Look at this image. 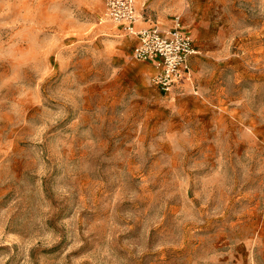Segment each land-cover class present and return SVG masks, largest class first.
I'll use <instances>...</instances> for the list:
<instances>
[{
  "label": "rangeland",
  "instance_id": "374dc122",
  "mask_svg": "<svg viewBox=\"0 0 264 264\" xmlns=\"http://www.w3.org/2000/svg\"><path fill=\"white\" fill-rule=\"evenodd\" d=\"M134 5L170 95L102 0H0V264H264V0Z\"/></svg>",
  "mask_w": 264,
  "mask_h": 264
},
{
  "label": "built area",
  "instance_id": "2783aa9c",
  "mask_svg": "<svg viewBox=\"0 0 264 264\" xmlns=\"http://www.w3.org/2000/svg\"><path fill=\"white\" fill-rule=\"evenodd\" d=\"M104 17L121 31L134 37L131 57L135 61L153 65L150 85L160 94L170 95L182 81L190 80L189 59L195 55L193 40L174 19L172 28L163 30L158 26L137 28L140 15L134 0H102Z\"/></svg>",
  "mask_w": 264,
  "mask_h": 264
},
{
  "label": "crops",
  "instance_id": "0c3cea01",
  "mask_svg": "<svg viewBox=\"0 0 264 264\" xmlns=\"http://www.w3.org/2000/svg\"><path fill=\"white\" fill-rule=\"evenodd\" d=\"M149 24V25H148ZM172 24L173 23H171V25L169 24V23H166V22H163V23H161V25H159L158 23H144L143 25H137V28H144V27H150V26H158L159 28H161V29H163V30H169V29H171L172 28ZM147 25V26H146ZM131 37V36H130ZM131 38H133L134 39V41H135V43H136V40H135V38L134 37H131ZM135 45V44H134ZM193 57V56H192ZM191 57V58H192ZM191 58L189 59V69H190V80L189 81H182V83L180 84V86H178L173 92H175V91H178V90H180L181 89V87L184 85V84H187V83H189L190 81H191V67H190V62H191ZM146 64H148V65H150L152 68H153V65L152 64H149V63H146ZM172 92V93H173ZM171 93V94H172Z\"/></svg>",
  "mask_w": 264,
  "mask_h": 264
}]
</instances>
